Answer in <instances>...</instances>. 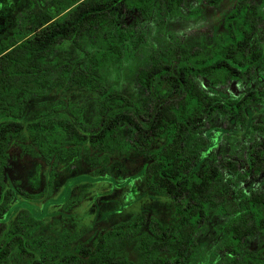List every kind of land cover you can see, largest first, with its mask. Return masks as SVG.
I'll return each instance as SVG.
<instances>
[{"label": "trees", "instance_id": "16d2710c", "mask_svg": "<svg viewBox=\"0 0 264 264\" xmlns=\"http://www.w3.org/2000/svg\"><path fill=\"white\" fill-rule=\"evenodd\" d=\"M220 1L205 0L212 6ZM182 3L183 0H0V184L8 148L13 140L24 136L33 139L34 153L48 162L79 155L90 148L89 160L102 157L110 164V153L121 155L142 149L152 159L144 172L146 188L174 199L178 206L170 222H159L155 228L151 221L145 227L147 217L142 213L131 227L100 233L90 247L78 245L75 253L64 254L60 259L66 264H170L171 253L174 264H198L197 230L200 227L207 231V222L216 214L226 216L225 223L214 225L220 234L215 247L219 250L217 258L202 257L199 264H264L260 254L254 259L240 254L247 248L246 236L264 232V192H252L255 196L249 198L243 190L235 189V196L227 199L225 173L215 163L201 165L196 161L206 144L201 128L203 117H214L216 111L243 117L244 103L254 98L250 93L225 101L206 93L199 78L214 79L217 70L223 72V79L235 77L233 72L240 74L252 65H259L264 73V40L259 39L262 7L249 0H237L226 16L225 31L218 34L213 54L201 61L193 60L184 50L187 57L175 63V72L169 63L157 61L137 72L136 78L148 90L156 83L161 91L162 84L168 82L175 93L173 99L157 107L155 114L150 113L155 120L139 122L134 114L137 107L116 87L118 80L114 85L107 83L105 67L110 63L121 65L124 52L137 45L129 39V29L114 23V9L134 10L144 16L167 9L173 16ZM159 23L162 28L163 17ZM89 31H94L99 41L90 53H85L86 63L81 68L56 54L69 47L82 50V39ZM73 88L91 93L89 122L76 100L64 102L57 117L53 116L57 111L41 107L40 102L38 109L25 116L27 105L46 90L62 92ZM68 115L74 117L70 119ZM122 125L129 134L122 133ZM254 128L259 133L264 131L260 124ZM156 138L160 141L158 148L151 147ZM259 143L254 137L252 146ZM243 161L256 171L264 168V150L253 149ZM103 162L101 166L109 172ZM228 165L236 171L235 164ZM3 191L0 211L7 213L17 206L33 208L40 197L18 188ZM11 195L22 198L8 207ZM15 234L12 231L7 236H13L8 237L22 249L24 240ZM129 236L136 237L134 249L139 261L128 259L112 245ZM8 241L4 238L0 242V263L9 252ZM201 248L208 250L204 244ZM45 262L47 259L37 256L31 264Z\"/></svg>", "mask_w": 264, "mask_h": 264}, {"label": "rangeland", "instance_id": "374dc122", "mask_svg": "<svg viewBox=\"0 0 264 264\" xmlns=\"http://www.w3.org/2000/svg\"><path fill=\"white\" fill-rule=\"evenodd\" d=\"M231 2L226 0L223 8L218 9L204 7L205 3L202 0H184V14L179 12L178 15L168 19L164 28H161V23L157 25L154 21L149 22L139 14L130 13L123 8L114 9V23L129 29L132 34L129 39L134 40L137 45L122 56L121 65L110 63L105 67L107 83L114 85L115 80H118L116 87L119 90L130 94L140 110H149L155 100L133 82L137 70L147 68L153 59L175 64L182 47H188L190 50L202 49V52L208 51L213 38L218 33L222 11L231 5ZM251 2L261 3L264 6V0H251ZM197 6L202 8L200 14L193 11L191 13L194 16L198 15V19L193 21L191 17L185 18L188 8ZM261 28L259 39L262 41L264 40V19L261 21ZM220 31L223 32V28ZM95 34L94 31L86 33L81 42L82 50L69 47L56 54L81 68L86 63L85 53H90L92 47L98 45L99 37ZM255 75L256 73L252 72L250 81H256ZM199 82H203L207 91L221 93L226 91L239 93L247 88V82L236 83L233 90L230 88V83L219 86L217 83L210 82V79L203 78H200ZM164 96L165 92H158L159 101L165 98ZM90 97L91 93L86 89L48 91L33 98L27 105L25 116L29 117L32 114L31 111L38 109L37 103L41 100H55L54 103L57 104L67 98L66 100L70 103L73 100L77 101L89 122ZM248 114L252 121L264 124V102L250 107ZM244 131L245 127L239 128L232 121L216 120L207 123L205 127L209 145L217 152V158L221 160L225 158L229 150L230 152L236 150L235 146L240 145L239 139L243 137L244 141L248 139ZM27 138V136L22 138L25 145L29 143L26 142ZM10 151L12 158L6 165L8 175L5 173L4 178L8 179L10 176L14 178L15 184L22 186L24 170L21 166L26 155L24 150H20L19 156H16L15 145ZM89 153L90 148L82 154L59 160V165L52 167L55 173L52 184L46 183L48 178L44 179L39 189L42 197H39L33 208L23 205L17 206L8 214L0 212V241L5 238L6 230L13 228L18 230L16 235L23 239L25 244L22 250L18 243L14 242L9 247L8 256L0 264H31L33 257L37 256L47 259L46 264H53L64 254L74 252L75 246L92 245V240L101 229H110L114 224L126 221L130 216L139 213H150L154 221L152 228H155L157 220L161 223L169 222L171 201L167 197L155 196V193L146 188L143 173L138 168L136 154L110 153L111 162L106 164L107 161L103 162L102 157L95 161L89 160ZM102 162L108 165L109 172L103 169ZM48 169L49 167L46 171ZM247 183L248 188L257 184L264 189V178L255 176ZM16 200L13 197L8 207L12 206ZM135 239L136 237L133 236L121 238L114 241L112 245L128 259L138 261L139 258L134 249ZM259 245L258 239L253 240L252 246Z\"/></svg>", "mask_w": 264, "mask_h": 264}, {"label": "flooded vegetation", "instance_id": "af4514ba", "mask_svg": "<svg viewBox=\"0 0 264 264\" xmlns=\"http://www.w3.org/2000/svg\"><path fill=\"white\" fill-rule=\"evenodd\" d=\"M205 5L204 7H209V8H218V9H222L223 8V5L225 3L226 0H221L220 3L216 6H212V5H209L205 2V0H202ZM231 5H229L228 7H226L225 10L222 11V14H221V19L220 20V23L218 25V33L216 34V37L213 38V41L211 42L210 44V48H208V51L206 52H202V49L200 50H197L196 48L195 49H192L190 50L188 47H182V49L180 50V54H179V57H178V60H175V63H178L179 61H182L183 60V57H185L186 59V55H184V50H186L185 52L187 53V55L194 60L195 58H198V60H202L204 56H210L211 54H213L215 48L217 47V42H218V34L221 33L222 31H220L221 28H223V30L225 31V27H224V21L226 19V16L235 8L236 6V3H237V0H231ZM251 2V0H249ZM258 6H261L262 7V12L264 14V6L263 4L261 3H255V2H252ZM185 8V5H184V0H183V3L180 5L179 7V14H184L183 12V9ZM124 9V8H123ZM201 7L197 6V7H191V8H188V12L186 14V17H191V19L193 21L197 20L198 19V15L200 14L201 12ZM126 11H129L130 13H136V14H139L141 15L142 18H146L149 20V22H155V24L158 25V22H159V19L161 17H163V20H165V22H167L168 19H170L171 17L175 16V15H178L177 14H174L173 16H171L168 12V10L166 9L163 13L162 12H154L153 15H149V16H144L142 14H140L139 12L137 11H134V10H127L125 9ZM194 10H198V15L194 16L191 11L194 12ZM197 14V13H196ZM180 16H183V15H180ZM264 19V18H263ZM259 26L261 28V24L259 23ZM165 27V23H164V26L163 28ZM262 31V28L260 29L259 33H261ZM129 53V51H125V53ZM123 54V55H124ZM152 61H157V62H161V63H168V62H165V61H162L160 59H153ZM151 61V62H152ZM190 63V62H189ZM170 65H172V71L175 72L174 70V65L173 62L170 63ZM142 69V68H140ZM139 69V70H140ZM137 70V72L139 71ZM253 70V71H252ZM137 72L135 73L134 75V80L133 82H135V84L138 86V88L140 87L141 89H143V91L146 93V94H150L151 97L154 98V102L151 106V108L149 110H140L137 106V104L135 103L134 99L131 97L130 94H126L125 92H122V90H119L121 92V94L125 95L126 97L130 98L133 100L134 102V105L137 107L136 109V112L137 113H134L138 119L139 122L141 123H145L147 121H149L150 119H153V116L150 114V113H154L156 112L157 110V107L167 101V100H170V99H173L174 98V91L172 89V86L168 83V82H165L162 84V89H161V92H165V98H162L160 101L158 100V92H160L156 87H155V84L152 85L151 89L148 90L147 87H143L140 82L138 81V79L136 78V75H137ZM252 72L256 73L255 75V79L256 81L254 82L253 80L250 81V78H251V74ZM235 77L234 76H230V77H225V79H223L222 75H223V72L221 70H217L216 73H215V78H208V77H200V78H203V79H210V82H213V83H217L219 86H223V84L225 83H230V88L233 90L234 89V85L236 83H246L247 82V88L245 90H242L241 92H229V91H226V93H221V92H214V91H207V89L205 88V86L203 85V82L200 83L201 84V88L208 94H215V95H218L221 99L225 100V101H229V100H232L233 97H243L244 95H249L251 93V95L254 93V98H250L249 101H247L246 103H243L245 104L244 105V108H243V117L239 116V115H234V114H230V115H222V113L220 112H215L214 113V117H210V118H206V117H203V125H201V128H202V134L205 138V146L203 148H201L200 150V154L198 156V158L196 159L197 162H199L201 165H204V164H209V163H215L224 173H225V177H224V182L225 183V196L227 199H230L232 197L235 196V189H241L243 190L246 195L249 197V198H254L255 195L252 194V192H264V189L261 188L260 186H258L257 184H255L254 186H251L250 188H248V181L249 179L251 178H254L255 176L258 178H264V168H261L259 170H255L251 164H248L247 163H244V159H246V157L248 156V154H251V151L253 149H262L264 150V131L261 130V132L259 133L260 130H256L254 128V125L256 124H260L262 126H264L263 123H258L256 122L255 120L252 121L250 118H249V114H248V111H249V108L252 107L253 105H258V104H261L262 102H264V73L260 72V68H259V65H252L251 68L247 69V70H243L240 74H238V72H233ZM199 78V80H200ZM157 77L155 76L154 77V80H156ZM165 79V78H164ZM163 79V81H165ZM255 83V85H254ZM257 84V85H256ZM231 91V90H230ZM46 92H48L46 90ZM67 98H64V100L62 102H58L57 104L54 103L55 100H51V101H48V100H41L40 101V106L42 107H46V109H51L53 111H57V113H55L53 116H59V111H60V106L65 102L66 104H68V100H66ZM39 104V103H37ZM31 105H34V104H31ZM155 116V115H154ZM68 117L70 119H72V115H68ZM232 121L234 125H237L239 128H244L245 127V135L248 137V139H246V141H244V137L242 139H239V142H240V145L238 146H235L236 147V150H234L233 152H230L229 150V153H227V155L225 156V158L223 160L221 159H218L217 157V152L215 150H213L210 145H209V141H208V138L206 137L205 135V127H206V124L209 123V122H212V121ZM122 129V133H124L125 135L129 134V129L125 126V125H122L121 127ZM258 131V132H257ZM59 132V130H58ZM256 137L260 143L258 145H255V146H252L253 144V138ZM259 137V138H258ZM17 141H19L17 143ZM26 142H29L28 144L25 145V141L22 140L21 138L19 139H15L11 142L9 148H8V159H7V164L10 163V159L12 158V154H11V147L13 145L16 146L17 148V153H16V156H19V153L21 151L24 150V153H25V157L23 158V161H22V166H21V169L23 168V175H22V186L19 184H15L13 181L14 178L12 177H8V179L4 178L2 180L3 184L1 185L0 184V198L2 197L3 195V190L4 189H13V188H18L20 189L21 191H25V192H28L30 194H39L40 193V185L43 184L44 182V179L47 180V184H52V180H53V177L55 176V173H54V170L52 169V167H55L56 165H59V159H56L54 160L53 162H48L41 154H35L33 151V147H35V142H33V139H29L27 138V141ZM159 140L156 138L155 140H152L151 141V147H156L158 148L159 146ZM238 143V141H237ZM263 145V146H262ZM21 150V151H20ZM127 153H134L137 155V159H138V168L139 170L143 173V176H144V172L146 171V168H147V165L148 163L152 160L149 155H148V151H143L142 149L140 150H137V151H129ZM252 155L257 158V154L256 153H252ZM30 157V158H29ZM26 159H28V161H26ZM22 160V159H21ZM228 162H231L233 164H235L236 166V171L233 172L229 165H228ZM12 163V162H11ZM6 164V165H7ZM47 167H49L48 171H46ZM244 168H246V170H244ZM7 173V169L6 167L4 168V174ZM240 174V176H239ZM8 175V173H7ZM231 177L230 180L227 182V177ZM71 179V178H69ZM145 181V180H144ZM5 186V187H3ZM4 188V189H3ZM40 197L41 194H39ZM155 196L157 197H167V199H169L171 201V204H172V210H171V218L170 220L173 218L174 216V212H176V209L178 208L177 204H176V201L168 196H165V195H160V194H157L155 193ZM14 196H10V200L9 202L7 203V205L9 203H11L12 199H13ZM17 197L19 198H22L21 195H18ZM19 198H16L17 200H19ZM43 199V198H42ZM16 200V201H17ZM44 201V200H43ZM42 201V202H43ZM1 213L2 212H6V210H2L0 211ZM9 213V212H8ZM7 213V214H8ZM140 215L142 213H139ZM139 214H135V215H132L130 216L126 221H122L120 222L119 224H114L110 229H101L99 232L96 233L94 239L92 241H94L96 239V237L101 233H105L106 231H109V230H112V229H115L116 227H121V228H127V227H131L134 219H136V217L139 215ZM145 214V213H144ZM147 219H146V226L149 225V222L151 221V225L154 221H152V218L150 217V213H146L145 214ZM169 220V222H170ZM226 222V216L223 215V214H216L213 216L212 220L211 221H208L207 222V231L203 232L202 229L199 227V229L197 230L198 233H197V240H198V243L200 244V248H199V251H198V255H199V263H201V258L202 257H206V256H209V257H213L215 260L217 258V254L219 252L216 251L215 247L217 245V241L218 239H220V234H219V231H217L214 227V225L218 224V223H225ZM159 223V221H155V225H157ZM16 230V231H15ZM12 231H15L16 233L18 232L17 229H7L6 230V240L8 239V243H9V247L14 243L11 241V239L8 237L10 235L7 236V234L11 233ZM16 235V234H15ZM11 238L13 236H10ZM16 237V236H15ZM255 239H258L260 241V245L259 246H252L253 244V240ZM244 241L246 242V245H247V248L244 247V249L246 250H249L252 252V254H249L247 253V251L245 252L244 249L241 250L240 254L242 255H247L249 256L250 259H254L256 257H260V255L264 256V232H261L259 231L257 234H253L252 236H246L244 238ZM1 242V241H0ZM93 243V242H92ZM206 245L208 250L205 249V250H202V246ZM25 245V244H24ZM91 245H87L86 247H90ZM76 249H77V246H75V251L74 252H69V253H75L76 252ZM22 250H24V246L22 248ZM207 250V251H206ZM9 254V252H8ZM7 255L4 256V258H6ZM239 254V256H240ZM260 254V255H259ZM169 255V254H168ZM174 254L171 253L169 255V258H170V264H174ZM40 258H42V256H38ZM4 258L2 259V261L4 260ZM34 258V257H33ZM189 260V258H187ZM33 260V259H32ZM1 261V262H2ZM58 261H60L59 263L61 264H66L64 261H62V259H58ZM139 261V260H138ZM57 262V261H56ZM194 263V262H193Z\"/></svg>", "mask_w": 264, "mask_h": 264}]
</instances>
